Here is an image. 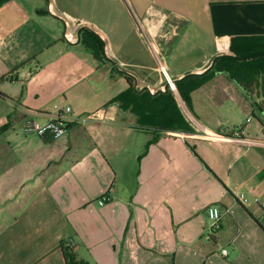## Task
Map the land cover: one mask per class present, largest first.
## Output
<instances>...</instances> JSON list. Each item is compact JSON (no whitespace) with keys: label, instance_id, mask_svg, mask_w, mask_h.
<instances>
[{"label":"crops","instance_id":"obj_1","mask_svg":"<svg viewBox=\"0 0 264 264\" xmlns=\"http://www.w3.org/2000/svg\"><path fill=\"white\" fill-rule=\"evenodd\" d=\"M126 1L143 33L130 15L105 32L56 0L47 9L0 6V264H264L260 96L224 72L186 103L178 91L198 129L171 93L134 89H157V55L180 82L233 56V39L264 37V0ZM32 12L48 17L36 22ZM53 22H63L70 47L51 46ZM83 26L96 34L82 30L78 41ZM130 92L151 95L143 125L117 101ZM54 105L71 108L62 138L22 132L23 120L46 122ZM180 118L192 130L176 128ZM209 206L220 211V229L206 239Z\"/></svg>","mask_w":264,"mask_h":264},{"label":"trees","instance_id":"obj_2","mask_svg":"<svg viewBox=\"0 0 264 264\" xmlns=\"http://www.w3.org/2000/svg\"><path fill=\"white\" fill-rule=\"evenodd\" d=\"M7 1L8 0H0V6ZM84 32L85 34L88 33L87 35L89 37H93L91 33L87 31ZM81 41H83V37H81ZM234 41H238V43L243 45L242 48L237 49L236 46H233ZM84 44L89 48L87 42H85ZM230 50L233 53V57H219L217 58L214 66L207 69L204 73L200 75H192L190 77H187L183 81L177 82L176 87L179 93L186 103L188 102L187 97L190 92L197 89L204 81L209 80L212 76H214V74L224 72L227 74L229 79L235 81L247 93L249 97L252 98V96L258 94L261 98V101L258 102L257 105L258 107H261L264 112V37L233 39L231 42ZM125 80L127 82V86H130L132 84V79L130 77H125ZM188 80H196V82H193L189 86V89L187 91H184L180 84ZM130 94L132 96L129 101L124 98L125 94L119 95L117 97V101L121 103L122 108L131 109L132 112L138 117L139 123L143 125L144 121L142 119V114L146 113L150 115V105H154L151 104V95H149L147 92H144L142 97L136 96L131 92ZM177 98L185 114L192 120L193 124L198 129H202L201 125L190 115L186 106L178 97V95ZM176 128H178L179 130H192L186 123V121L184 122L182 118H180V122L178 126H176ZM236 137L239 138L240 136L236 135ZM61 249L63 251L65 260L68 263L74 262L73 254L71 253L68 241L61 242Z\"/></svg>","mask_w":264,"mask_h":264},{"label":"built area","instance_id":"obj_3","mask_svg":"<svg viewBox=\"0 0 264 264\" xmlns=\"http://www.w3.org/2000/svg\"><path fill=\"white\" fill-rule=\"evenodd\" d=\"M65 25L67 26L66 22ZM65 39L70 41L67 34H64ZM147 42V40H146ZM151 43L147 42V45L150 47ZM158 60L156 59V72L159 75V86L157 89H150L152 93L157 90H163L164 86L167 87L168 93H171L177 100L178 89L176 87L175 78L172 76L168 68L164 65L161 56L157 55ZM133 80H136V75L133 72H128ZM135 90H141L137 84L134 86ZM179 97V96H178ZM179 102V101H178ZM180 104V103H179ZM71 112V108L67 105H54L51 114L48 117L46 122H40L34 119H25L22 121V132L27 135H34L37 137H50L53 140H58L62 138L68 129L69 124V114ZM187 120L191 126H195L192 120L186 115ZM79 120V119H73ZM238 135V134H236ZM261 146H264V140L257 143ZM107 200L106 196H103L98 200V205L102 206L104 202ZM239 200L245 202V199L242 195H240ZM206 216L208 220V232L206 234V239H210L211 236L220 229V211L216 206H209L206 209Z\"/></svg>","mask_w":264,"mask_h":264},{"label":"rangeland","instance_id":"obj_4","mask_svg":"<svg viewBox=\"0 0 264 264\" xmlns=\"http://www.w3.org/2000/svg\"><path fill=\"white\" fill-rule=\"evenodd\" d=\"M19 1V0H16ZM29 3L28 8H31L35 1V9L42 8L47 9L46 0H26ZM58 9L61 8L66 10L76 18H84L89 23L94 24L99 29L105 32H111L112 27H114L112 20L114 21H124L126 24L128 23V15H130V19L133 21V25L137 27L142 33L144 32L143 29H140L138 26V22L134 21L132 17V13L130 14V9L128 7L126 0H56ZM127 10V12H125ZM2 9L0 10V12ZM33 16H37L34 12H32ZM32 16V15H31ZM48 17V15H38L36 17V22L40 21V18ZM48 21H52L50 18ZM54 25L60 26V30L58 33V38L52 36V43L51 46L57 45L70 47L66 43L63 42L62 32L64 29L63 22H53ZM55 38V39H54ZM148 43H151L149 38L146 39ZM146 44V43H145ZM100 46L102 43L100 42ZM147 46V45H146ZM150 49V47L148 46ZM78 49H82L81 44H79ZM156 51V49H155ZM157 54V53H156ZM108 56V55H107ZM129 72H131L129 70ZM152 78L159 80L158 73L155 72ZM256 115L259 114L258 109L255 108ZM202 128V127H201Z\"/></svg>","mask_w":264,"mask_h":264},{"label":"water","instance_id":"obj_5","mask_svg":"<svg viewBox=\"0 0 264 264\" xmlns=\"http://www.w3.org/2000/svg\"><path fill=\"white\" fill-rule=\"evenodd\" d=\"M82 30H89L90 32L95 33V32H94L93 30H91L90 28H88V27H86V26H83V27H81L80 29H78V31H77V40H78V41L80 40V33H81ZM95 34H96V33H95ZM104 55H105L106 58H108V57L106 56L105 53H104ZM231 57H233V56H231ZM217 58H218V57H216V58H214V59L212 60V63H211V65H210V68L214 66V64H215V62H216V60H217ZM108 60H109L112 64H115V62L112 61V60H110L109 58H108ZM118 71L121 72V73H123V74H126V75H128V76H131L129 73H127L126 71H123V70H121V69H119ZM192 75H195V74H187V75L181 77V78L179 79V81L184 80V79H186L187 77H190V76H192ZM177 82H178V80H175V83H177ZM141 90L147 91V92L150 93L151 95H152V94H153V95H156V94H167V93H168V91H167V87H166V86H164V89H163V90H157V91H155L154 93H152L148 87H145V88H143V89H141ZM255 105L257 106V104H255ZM259 110L262 112V109H261V108H259Z\"/></svg>","mask_w":264,"mask_h":264},{"label":"bare ground","instance_id":"obj_6","mask_svg":"<svg viewBox=\"0 0 264 264\" xmlns=\"http://www.w3.org/2000/svg\"><path fill=\"white\" fill-rule=\"evenodd\" d=\"M145 34V33H144ZM150 46L152 47V49H153V51H154V53H155V50H154V46L152 45V43L150 44ZM156 55V54H155Z\"/></svg>","mask_w":264,"mask_h":264}]
</instances>
